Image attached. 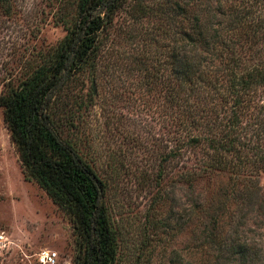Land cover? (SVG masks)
<instances>
[{"label": "rangeland", "instance_id": "1", "mask_svg": "<svg viewBox=\"0 0 264 264\" xmlns=\"http://www.w3.org/2000/svg\"><path fill=\"white\" fill-rule=\"evenodd\" d=\"M78 4L0 0V98L51 64ZM236 16L264 20V0H126L97 74L88 69L55 105L60 137L104 183L114 264H264V174L250 202L245 192L256 183L231 181L201 152L187 154L170 87L158 79L183 59L185 32ZM5 111L0 103V264H41L45 250L58 254L57 264H83L81 237L28 178Z\"/></svg>", "mask_w": 264, "mask_h": 264}, {"label": "trees", "instance_id": "2", "mask_svg": "<svg viewBox=\"0 0 264 264\" xmlns=\"http://www.w3.org/2000/svg\"><path fill=\"white\" fill-rule=\"evenodd\" d=\"M125 1L79 0L74 24L51 64L0 98L28 178L69 216L85 246L83 264L115 262L105 187L60 137L53 114L72 83L88 69L97 74L104 37ZM214 21H200L196 36L185 32L183 59L158 79L168 83L170 102L179 111L185 152H201L211 171L229 174L231 181L244 176L247 183H256V192H245L253 202L264 174V20L236 16ZM258 43L262 47L254 49Z\"/></svg>", "mask_w": 264, "mask_h": 264}, {"label": "built area", "instance_id": "3", "mask_svg": "<svg viewBox=\"0 0 264 264\" xmlns=\"http://www.w3.org/2000/svg\"><path fill=\"white\" fill-rule=\"evenodd\" d=\"M38 260L41 264H57L58 254L53 251L45 250L38 254Z\"/></svg>", "mask_w": 264, "mask_h": 264}]
</instances>
